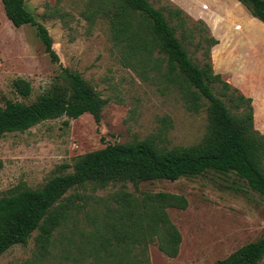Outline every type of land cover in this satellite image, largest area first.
<instances>
[{
  "label": "trees",
  "instance_id": "1",
  "mask_svg": "<svg viewBox=\"0 0 264 264\" xmlns=\"http://www.w3.org/2000/svg\"><path fill=\"white\" fill-rule=\"evenodd\" d=\"M238 1L264 23V0ZM2 3L8 20L16 28H35L52 62L60 65L53 38L27 10L25 0ZM167 11L169 18L150 0H89L83 15L92 25L100 20L108 24L111 40L128 68L144 79L155 73L189 112L206 110L203 140L190 147L159 144L164 131L172 127L170 118H164L161 134L109 144L80 156L38 189L15 188L0 199V259L15 246H27L35 232H39L38 260L58 254L82 264H151V245L168 258H177L183 237L169 210H187L188 199L167 192L136 195L129 185L139 191L143 183L177 182L216 172L235 174L264 196V135L255 129L252 99L214 73L211 50L218 40L205 39L208 62L198 65L177 34L180 28L186 37L190 18L179 8ZM173 19L178 20L176 25ZM197 24L209 31L203 21ZM60 67L51 87L33 103L8 101L0 106V136L26 133L63 117L77 120L90 114L101 122L107 100L80 73ZM215 84H221L224 93L231 92L229 102L237 114L215 94ZM14 88L23 98L32 94L25 80L15 81ZM109 189L115 191L98 196ZM81 215L86 228L77 226ZM263 263L264 236L214 264Z\"/></svg>",
  "mask_w": 264,
  "mask_h": 264
},
{
  "label": "rangeland",
  "instance_id": "2",
  "mask_svg": "<svg viewBox=\"0 0 264 264\" xmlns=\"http://www.w3.org/2000/svg\"><path fill=\"white\" fill-rule=\"evenodd\" d=\"M88 1L25 0V3L27 10L48 29L60 65L80 73L107 100L101 122L98 124L90 114L77 120L63 117L44 122L26 133L0 136V199L17 187L38 189L44 186L51 177L60 174L62 166H73L78 157L109 144L161 134L164 118H170L172 127L164 131L159 141L161 145L190 147L200 143L207 133L205 109L198 114L189 112L183 100L168 90L155 73L144 79L124 64L111 40L108 24L100 20L92 25L83 15ZM150 1L164 10L168 18L169 7L183 10L190 18L186 37L178 28V38L194 62L204 66L208 62L209 45L205 39L212 33L197 22L203 21L208 28L211 25L219 32L217 23H207L197 17V9L204 10L207 4L197 5V0ZM170 21L172 25L178 23L175 19ZM60 65L52 62L35 28H16L8 20L0 0V106L8 101L27 104L36 101L51 87L61 71ZM19 79L31 84L29 98L16 92L14 82ZM213 88L232 113L237 114L229 102L231 92L224 93L221 84ZM114 191L99 192L98 196ZM129 191L136 195L167 192L183 195L189 201L185 211L169 210L183 237L179 256L170 259L151 245V264H214L264 236V196L251 190L235 174L209 172L177 182L143 183L139 191L129 185ZM80 218L77 226L86 228V220L83 222L82 215ZM38 234H33L27 246L18 245L5 253L0 264H82L58 254L36 259ZM55 237L60 239V235Z\"/></svg>",
  "mask_w": 264,
  "mask_h": 264
},
{
  "label": "crops",
  "instance_id": "3",
  "mask_svg": "<svg viewBox=\"0 0 264 264\" xmlns=\"http://www.w3.org/2000/svg\"><path fill=\"white\" fill-rule=\"evenodd\" d=\"M197 17L217 23L209 27L219 44L211 50L216 75L252 99L255 129L264 135V23L238 0H197Z\"/></svg>",
  "mask_w": 264,
  "mask_h": 264
}]
</instances>
